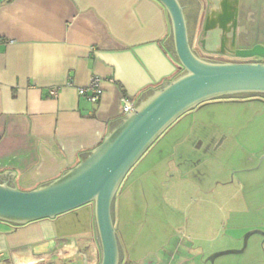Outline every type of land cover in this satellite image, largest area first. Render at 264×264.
<instances>
[{"label":"crops","instance_id":"1","mask_svg":"<svg viewBox=\"0 0 264 264\" xmlns=\"http://www.w3.org/2000/svg\"><path fill=\"white\" fill-rule=\"evenodd\" d=\"M179 2L190 42L200 34L202 50L215 53L223 44L232 50L233 19L237 45L264 41V0ZM226 17L230 20L223 25ZM171 37L170 17L157 0H0V172L17 173L14 187L30 192L75 169L114 131L113 124L128 117L126 104L139 107L185 73L168 44ZM93 78L102 80L104 90L98 104L79 95ZM53 87L60 88L56 99L49 95ZM163 142L141 158L140 181L164 178L165 158L171 155L165 156ZM158 154L161 162L154 159ZM159 188H151L152 204L162 193ZM137 199L131 183L123 190L120 217L115 205L124 264H133L139 249L166 251L162 264H209L204 258L211 251L197 232L183 235L176 245L173 235L154 246L143 240ZM262 247L264 252V238ZM217 258L212 263L225 264ZM101 259L94 204L21 225L0 220V264Z\"/></svg>","mask_w":264,"mask_h":264},{"label":"rangeland","instance_id":"2","mask_svg":"<svg viewBox=\"0 0 264 264\" xmlns=\"http://www.w3.org/2000/svg\"><path fill=\"white\" fill-rule=\"evenodd\" d=\"M200 39V34L195 35L191 46L204 61L264 64L260 58L237 57L236 48L215 53L202 50ZM248 96L264 95L244 93L230 97L234 100L212 101L173 124L158 140L167 143L165 156L171 155L165 158L164 178L156 181L153 176L150 184L137 179L144 169L139 164L143 158L126 176L117 194L119 217L123 190L132 183L138 190V234L143 240L154 246L157 240H169L173 235L171 243L176 245L183 235L197 232L204 237L202 244L213 252L207 253L205 261L233 251L240 253L219 256L217 261L264 264L263 237L254 234L245 240L252 231L264 233V102L242 100ZM159 156L155 161L161 162ZM151 186L162 187L153 204ZM115 211L114 207L116 220ZM121 238L125 250H130L125 236ZM165 256L164 250L159 255L139 249L133 264H162ZM71 264L100 263L76 260Z\"/></svg>","mask_w":264,"mask_h":264},{"label":"water","instance_id":"3","mask_svg":"<svg viewBox=\"0 0 264 264\" xmlns=\"http://www.w3.org/2000/svg\"><path fill=\"white\" fill-rule=\"evenodd\" d=\"M166 9L172 27L168 44L174 49L180 68V78L133 108L124 121L114 126L103 144L92 151L75 169L60 179L34 191L24 192L14 187L17 173L0 172V220L25 224L42 219H54L88 204L95 205L97 227L102 246L100 264H122L118 245V227L114 207L118 191L129 172L161 138L188 112L212 101L230 100L237 94L264 95V64L218 63L203 60L193 51L188 28L179 0H157ZM225 12L227 3L224 4ZM228 17L224 18V24ZM232 48L243 59L264 60V41L254 39L250 45H237V20L233 19ZM225 52V44L222 45ZM252 231L246 242L254 235ZM247 244V243H246ZM240 252H225L209 259Z\"/></svg>","mask_w":264,"mask_h":264},{"label":"built area","instance_id":"4","mask_svg":"<svg viewBox=\"0 0 264 264\" xmlns=\"http://www.w3.org/2000/svg\"><path fill=\"white\" fill-rule=\"evenodd\" d=\"M59 90H60L59 87L51 88L49 90L50 97L54 99L58 98ZM79 95L80 96L87 95L92 103L98 104L104 95V90L102 88V80L99 78H93L88 87L79 90ZM132 109L133 106L131 104H126L124 106V113L129 114Z\"/></svg>","mask_w":264,"mask_h":264},{"label":"flooded vegetation","instance_id":"5","mask_svg":"<svg viewBox=\"0 0 264 264\" xmlns=\"http://www.w3.org/2000/svg\"><path fill=\"white\" fill-rule=\"evenodd\" d=\"M230 100H234V99H232V98H230ZM242 100H244V101H255V102H261V101H263L264 102V96H262V97H257V96H253V97H246V98H244V99H242Z\"/></svg>","mask_w":264,"mask_h":264},{"label":"bare ground","instance_id":"6","mask_svg":"<svg viewBox=\"0 0 264 264\" xmlns=\"http://www.w3.org/2000/svg\"><path fill=\"white\" fill-rule=\"evenodd\" d=\"M242 13H243V11H242ZM240 38H242V35L240 36ZM253 38H254V37H251V36H250V37H248V39H249V42H250V41H252V39H253Z\"/></svg>","mask_w":264,"mask_h":264}]
</instances>
